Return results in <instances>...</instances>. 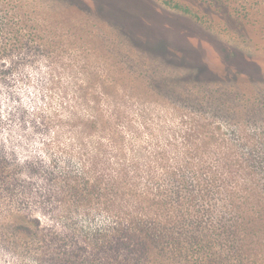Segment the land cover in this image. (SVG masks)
I'll list each match as a JSON object with an SVG mask.
<instances>
[{
	"label": "trees",
	"instance_id": "16d2710c",
	"mask_svg": "<svg viewBox=\"0 0 264 264\" xmlns=\"http://www.w3.org/2000/svg\"><path fill=\"white\" fill-rule=\"evenodd\" d=\"M256 3L257 8L246 11L264 13V0ZM6 19L0 16V25L6 26ZM52 39L56 41L32 32L0 33V130H31L47 136L52 132L50 140L56 141L57 147L58 132L66 131L71 140V126L77 120L83 131L96 133L98 152L92 158L82 154L81 171L63 180L61 188H70L69 192L61 190L57 199L48 193L38 204L51 205L57 219L71 213L73 222L100 214L106 224L83 231L71 227L70 246L57 231L41 225L42 216L17 213L11 220L20 235L15 247L28 249L29 243L42 236L43 228V238L65 242L64 259L56 258V264H264V97L249 89L255 87L248 81L236 82L234 88L244 99L245 113H252L255 119L251 128L233 124L231 138L222 139L216 147L218 158H204L205 152L198 149L218 141L213 132H219V126L210 128L208 123L191 147L181 151L171 143L151 146L148 151L138 142L131 144L134 134L127 141L119 111L101 109L105 80L88 78L83 71L79 88L84 86L88 92L71 98V78L60 83L61 74L71 69L70 56L65 58L66 65H57L53 56L66 55L67 51L56 48ZM29 56L49 59L45 67L51 74L45 77L42 66L27 65ZM27 69L36 71L31 84L36 97L25 102L21 94L22 86L30 82ZM42 80L45 83L40 84ZM156 82L168 88L164 80ZM110 83L118 86V82ZM53 86L61 90L57 106L48 95ZM72 101L82 105L83 114H77ZM23 138L0 135V195L11 203L17 200L19 205H27L28 196L21 197L25 193L56 187L49 179L43 182L36 177L44 171L43 164L33 161L23 169L14 162V152L7 146ZM65 154L71 158V153ZM100 167L111 174L98 173ZM26 172L31 181L16 179ZM49 182L52 185L47 186ZM39 194L44 197V192ZM38 260L43 264L49 259Z\"/></svg>",
	"mask_w": 264,
	"mask_h": 264
},
{
	"label": "rangeland",
	"instance_id": "374dc122",
	"mask_svg": "<svg viewBox=\"0 0 264 264\" xmlns=\"http://www.w3.org/2000/svg\"><path fill=\"white\" fill-rule=\"evenodd\" d=\"M257 6L256 0H0V16L8 18L6 26L0 25V33L32 32L55 38L51 43L67 53L53 56L54 62L66 65L65 58L70 56L71 69L61 74L60 83L71 78V98L88 92L84 86L79 88L85 75L105 80L100 107L107 113L120 112L127 141L132 140V134L136 136L131 144L138 142L149 151L151 146L174 143L182 151L200 139L198 134L207 123L210 128L219 126V132H213L218 141L198 147L205 152L204 158L215 159L220 155L216 152L219 142L231 138L233 124L251 128L255 119L252 113H245L244 99L234 88L236 82L248 81L255 90L248 88L264 97V13L246 11ZM26 60L32 67L42 66L41 75L51 74L45 67L49 59L29 56ZM26 72L30 82L22 86L25 102L36 97L31 87L36 71ZM157 80H164L168 88L155 84ZM110 81L118 82V86ZM48 95L57 106L61 90L53 86ZM71 105L77 114L84 113L78 102ZM10 130H0V135L24 136L7 146L14 152V162L23 169L33 161L43 164L44 171L37 172L36 177L43 182L49 179L56 187L39 191L44 197L39 192L25 193L21 197L28 196L27 205H19L17 200L11 203L0 195V264H38V259L44 258L49 260L43 264H56V258H63L65 242L43 238L45 230L41 227L42 236L29 243L28 249L16 248L20 235L11 220L17 213L42 216L41 225L57 231L70 246L71 227L80 231L104 227L106 219L100 214L73 223L71 213L57 219L51 205L38 204L48 193L57 199L61 190L69 192L70 188H61L63 180L81 171L85 156L92 158L98 152L97 134L83 131L77 120L71 126V140L66 131L58 132L57 147V142L50 140L52 132L47 136L46 132ZM65 152L71 153L72 160ZM101 159L105 160V153ZM102 169L97 172L111 174ZM28 174L16 179L27 183L31 181ZM50 182L47 186L52 185Z\"/></svg>",
	"mask_w": 264,
	"mask_h": 264
}]
</instances>
